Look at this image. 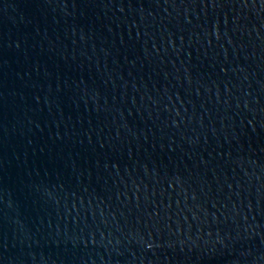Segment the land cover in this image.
Segmentation results:
<instances>
[{
    "label": "water",
    "instance_id": "1",
    "mask_svg": "<svg viewBox=\"0 0 264 264\" xmlns=\"http://www.w3.org/2000/svg\"><path fill=\"white\" fill-rule=\"evenodd\" d=\"M0 264H264V0H0Z\"/></svg>",
    "mask_w": 264,
    "mask_h": 264
}]
</instances>
